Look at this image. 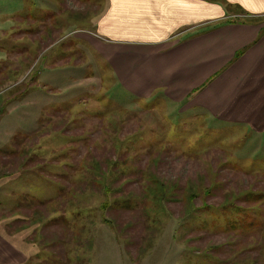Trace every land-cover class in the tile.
Listing matches in <instances>:
<instances>
[{
  "label": "rangeland",
  "instance_id": "374dc122",
  "mask_svg": "<svg viewBox=\"0 0 264 264\" xmlns=\"http://www.w3.org/2000/svg\"><path fill=\"white\" fill-rule=\"evenodd\" d=\"M104 4L0 0V231L34 264H264V134L124 92L84 38Z\"/></svg>",
  "mask_w": 264,
  "mask_h": 264
},
{
  "label": "crops",
  "instance_id": "0c3cea01",
  "mask_svg": "<svg viewBox=\"0 0 264 264\" xmlns=\"http://www.w3.org/2000/svg\"><path fill=\"white\" fill-rule=\"evenodd\" d=\"M8 18L32 42L29 14ZM84 38L135 100L162 96L264 134V0H105ZM30 259L0 231V264Z\"/></svg>",
  "mask_w": 264,
  "mask_h": 264
},
{
  "label": "trees",
  "instance_id": "16d2710c",
  "mask_svg": "<svg viewBox=\"0 0 264 264\" xmlns=\"http://www.w3.org/2000/svg\"><path fill=\"white\" fill-rule=\"evenodd\" d=\"M149 153L151 154V153H153V148H151V149H149ZM157 153H162V151H157ZM159 155H161V154H159ZM115 157V156H114ZM112 163H113V165H112V167H111V164H110V161L108 162V171H104V167H103V164L101 163V165H97V169L95 170V175H97V176H95V177H93V178H89V177H86V178H83V179H81L80 181H76V183H78V182H80L81 184H82V186H86V187H88V186H90V185H93V186H95V187H99V188H104V190H107V187H108V185H105V186H100V184L98 183V181H97V177H98V175L99 176H101L102 178L103 177H105V176H107V175H109V173L110 172H112V170L113 169H118V167H117V160H113L112 161ZM143 164H146V163H143ZM139 166V170H138V172L141 174L140 176H141V178H144L145 176H146V174H148L149 175V178L151 179V184L152 185H159L158 186V189L157 190H153V189H151V187H150V184L147 186V189H148V193H146V192H143V195H142V198H152V196L154 197V198H161V199H158L159 201H164V202H166V200L168 199L167 197H169L170 198V196H171V194H170V192H169V190H167L164 186H162V183H160V181L158 180V178L153 174V173H149V167H143V168H141V164L140 165H138ZM93 169V168H92ZM91 167L90 168H87L86 170H85V172H84V177H85V175H87V172H90L91 170ZM94 170V169H93ZM146 171H148L147 173H145ZM123 173H125V172H122V174ZM115 174V173H114ZM116 174H119L118 172L116 173ZM121 174V175H122ZM124 175V174H123ZM118 177H120V174H119V176ZM117 180V179H116ZM147 185V184H146ZM93 186H92V188H93ZM161 186H162V188H161ZM191 197V196H190ZM194 198L196 197V194L193 196ZM193 200V199H192ZM51 203L53 202V201H50ZM227 203H229V202H227ZM44 205H47L48 203H43ZM125 208H129V207H125ZM54 210H56V209H54ZM54 210H52V211H54ZM188 214V213H187ZM46 217V216H45ZM44 217V218H45ZM58 218H54V219H51L50 220V222H48L47 224H46V226L47 225H53L54 223H57L58 222ZM64 221H67L66 219L64 220ZM66 224H68V222H66ZM45 226V227H46ZM230 233V232H229ZM232 234V233H231ZM241 241H238V242H236V244H239ZM251 244V242H249V243H246L244 246H240L239 247V249H240V251L241 252H244L247 248H250L249 247V245ZM252 248H254L255 249V256H256V259H257V253H258V250H257V248H255L254 246H251ZM252 248H250V253H251V251L252 250H254V249H252ZM204 252H206V251H204ZM216 257H217V255H215ZM251 264H254V263H251Z\"/></svg>",
  "mask_w": 264,
  "mask_h": 264
}]
</instances>
